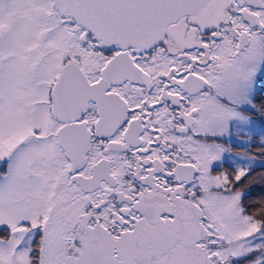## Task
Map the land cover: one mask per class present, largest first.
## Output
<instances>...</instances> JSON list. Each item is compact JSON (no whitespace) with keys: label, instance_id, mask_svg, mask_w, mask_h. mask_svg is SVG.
<instances>
[{"label":"snow or ice","instance_id":"6c2138e0","mask_svg":"<svg viewBox=\"0 0 264 264\" xmlns=\"http://www.w3.org/2000/svg\"><path fill=\"white\" fill-rule=\"evenodd\" d=\"M0 264H264V0H0Z\"/></svg>","mask_w":264,"mask_h":264}]
</instances>
